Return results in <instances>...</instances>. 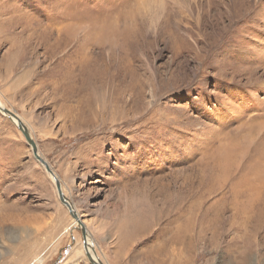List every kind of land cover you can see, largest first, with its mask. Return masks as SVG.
Listing matches in <instances>:
<instances>
[{"label":"rangeland","instance_id":"1","mask_svg":"<svg viewBox=\"0 0 264 264\" xmlns=\"http://www.w3.org/2000/svg\"><path fill=\"white\" fill-rule=\"evenodd\" d=\"M263 83L264 0H0V99L105 264H264ZM72 220L0 113V264H91Z\"/></svg>","mask_w":264,"mask_h":264},{"label":"water","instance_id":"2","mask_svg":"<svg viewBox=\"0 0 264 264\" xmlns=\"http://www.w3.org/2000/svg\"><path fill=\"white\" fill-rule=\"evenodd\" d=\"M0 113L6 116L14 124L15 123L17 124L15 125L20 130L23 137L25 138L28 146L31 149L34 159L45 169L46 173L50 176V178L54 182L60 202L69 210L73 219L76 220L80 226L79 229L82 231L84 249L90 263L105 264L100 258L97 259L93 258V256L88 251L89 244L90 245L93 244H92V239L89 241V237L87 236V232H88L87 228L82 222L81 218L79 217V214L77 213V210L75 209L70 199L67 198V196L64 194L62 183L58 178L57 174H55V171L53 170L49 162L43 157V155H41V151L39 149L37 141L35 140L34 136L33 137L31 136V134L33 135L31 129L27 127V125L23 123L21 118L14 111L10 110L7 106L0 104Z\"/></svg>","mask_w":264,"mask_h":264},{"label":"bare ground","instance_id":"3","mask_svg":"<svg viewBox=\"0 0 264 264\" xmlns=\"http://www.w3.org/2000/svg\"><path fill=\"white\" fill-rule=\"evenodd\" d=\"M149 4V3H148ZM150 6L151 7H153V5H152V3L150 4ZM147 7V6H146ZM155 7V6H154ZM231 55V54H230ZM230 79V78H229ZM263 85H264V83H263ZM0 104H2V105H4V106H6L2 101H1V99H0ZM10 110H12V111H14L13 109H11V108H9ZM20 117V116H19ZM21 118V117H20ZM21 120L23 121V123L25 124V125H27V127H29L30 128V126L27 124V122L24 120V119H22L21 118ZM16 124V123H15ZM17 125V124H16ZM32 130V129H31ZM30 131V130H29ZM32 132V131H31ZM31 136L33 137V135L31 134ZM38 143V142H37ZM41 155H43L42 153H41ZM44 157V156H43ZM56 174V173H55ZM64 191V190H63ZM82 216H80V218H81ZM81 220H83L82 218H81ZM73 221V225L76 227H80L79 226V224L77 223V221L76 220H72ZM83 223H84V225L86 226V228L88 229V225H87V223L83 220L82 221ZM88 232H87V236L89 237V241L92 239V237H91V235H90V232H89V229L87 230ZM93 240V239H92ZM98 245V244H97ZM96 246L95 245H90L89 244V246H88V251L90 252V254L93 256V258H99L98 257V254H97V252H96ZM98 251V250H97ZM83 254L85 255V256H87L86 255V252H85V249H84V247H83ZM103 261V260H102Z\"/></svg>","mask_w":264,"mask_h":264}]
</instances>
